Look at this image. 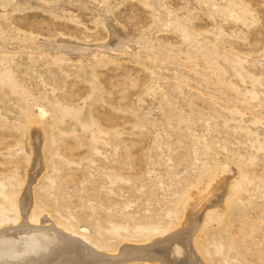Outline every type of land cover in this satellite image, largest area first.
Returning a JSON list of instances; mask_svg holds the SVG:
<instances>
[{
    "label": "rangeland",
    "instance_id": "1",
    "mask_svg": "<svg viewBox=\"0 0 264 264\" xmlns=\"http://www.w3.org/2000/svg\"><path fill=\"white\" fill-rule=\"evenodd\" d=\"M10 226L96 264H162L122 252L174 237L191 264H264V0H0ZM35 233L3 239L32 260Z\"/></svg>",
    "mask_w": 264,
    "mask_h": 264
},
{
    "label": "bare ground",
    "instance_id": "2",
    "mask_svg": "<svg viewBox=\"0 0 264 264\" xmlns=\"http://www.w3.org/2000/svg\"><path fill=\"white\" fill-rule=\"evenodd\" d=\"M3 226H1V228H3ZM20 229L15 228V226H10L8 229H4L2 231L0 230V238H2V240H0V264H96L95 258L97 256L95 257V254H91L89 251V258L86 257L85 246L81 242L75 241L73 238L62 234L64 232L61 233V231L59 232L58 230L50 227L38 229L30 228V226H22ZM39 230L43 232H40ZM33 231L36 232L33 236L35 239H39L41 246H39V249L34 250L33 254H31V256L36 257L32 260L29 257L30 255H28L29 252L22 253V249L19 248V246L17 247L16 243H14L12 240L3 239V237L10 236V234L13 233H16V235L23 233L22 235H24L25 233H32ZM13 237L15 236L12 235L11 238L13 239ZM176 240L174 237L171 240L169 239V241H164L163 243L157 242V244L150 248L145 249L142 247L141 249H136V251L135 248L134 250L132 249L133 251L125 249L124 252H122V255L129 257H140V255L146 254L156 258V260L162 264H191L192 260L190 258L192 256H190L188 252L187 254L186 252L182 253L180 248H176L175 246V248H173V242L175 243ZM46 247L48 248L46 249ZM182 255L186 259L184 263L179 262V259L182 258Z\"/></svg>",
    "mask_w": 264,
    "mask_h": 264
}]
</instances>
